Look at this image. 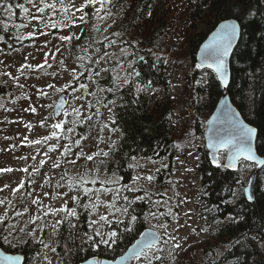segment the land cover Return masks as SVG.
I'll return each mask as SVG.
<instances>
[{"label":"trees","instance_id":"16d2710c","mask_svg":"<svg viewBox=\"0 0 264 264\" xmlns=\"http://www.w3.org/2000/svg\"><path fill=\"white\" fill-rule=\"evenodd\" d=\"M4 2L13 6L15 15L10 16L0 8V37H3V40H0V53L12 52L18 47L21 48L22 43L31 40V38L28 40L17 38L19 36L17 24L25 20L24 15L26 14L16 5L24 4L27 7L26 0H4ZM166 5V0H113L110 7L112 16L116 19L106 37L116 40L115 45L109 48L108 40L98 34L100 31L95 30L97 25L95 17L90 18L87 25H83V36L80 40L74 39L71 43L67 42L68 52L79 70L77 74L83 73L78 83L73 78L71 89L75 88L80 91L79 84L83 83L90 85L92 92H95L96 95H90L91 103L95 107L84 112L86 116L91 115L92 119L73 126L70 121L76 117L74 114L69 115L62 121L65 125V131L61 132L62 137L65 141L71 140L72 142L74 141L73 134L81 139L104 127L116 134L114 141L117 144L116 151L110 153V158H107V163L104 165L98 164L97 161H85L84 159H79L75 167L62 163V167L57 168L60 183H66V180H60L61 173L64 171L71 177L77 173H83L85 169L94 170L99 167L101 176L105 174L106 170L110 173L111 170L116 169L118 175L124 177L122 183L126 181L131 184L129 176L134 177L137 171L128 168L127 165L129 157L136 156L138 160H147V157H152L153 160H159L162 163L164 160L168 161L166 167L160 166V171H155L156 179L152 184L145 187L152 194V201L162 200L166 198L167 193L176 190L173 165L179 149L176 147L179 140L174 116L178 102L173 95V73L169 68L170 64L166 56L159 54V51L164 50L165 46L167 47V43L163 41L168 35L166 31L168 6ZM186 5L190 34L189 62L197 73L201 71L196 67L195 58L203 41L222 21L236 19L234 14L240 16V19L237 20L243 25L244 36L243 42H240V50L239 52L235 51L231 64L232 81L228 92L232 102L245 120L259 130L257 151L264 158V0H187ZM5 25L8 26L7 31H5ZM115 32L121 33V36H114ZM97 41H102V46L97 44ZM85 47L88 48L87 53L83 51ZM96 47H101L102 51L115 52L119 57V62L113 58L108 63L102 62L97 66L90 63L88 59L83 61L79 59L81 56L89 55L95 59ZM120 48H126L129 54L126 57L120 56ZM133 61L132 67H129V63ZM120 64L124 66L123 70L120 69ZM100 67H115L121 76L126 72L131 73L135 69L140 73V76L135 78V82L141 86L150 82L151 86L140 93H137L132 85L122 88L115 94L106 91L100 92L97 83L105 89L112 87L114 75L113 73H102L101 77L96 78L97 83L87 79L91 69L99 71ZM86 68L88 71H85ZM216 77L212 71H208L206 85L199 84L201 93L200 95L196 94L193 98L196 110L205 118L212 115L217 102L225 94ZM197 78L195 75L192 79L197 81ZM3 86L0 82V92L3 88L5 89ZM193 90H196L195 87ZM110 100H116L115 106L108 104V107H104V104ZM198 115H195V134L204 137L201 125L203 121ZM71 127L75 128L74 132L67 131ZM113 128L116 131H112ZM111 144L109 143L105 149L101 150L109 151ZM81 150L89 154L84 146L76 145V153ZM198 150L201 156L199 178L202 185L197 201L199 215L205 222L204 227L213 229L211 240L202 247L204 258L199 264H233V262L235 264H264V169L258 174L259 178L255 187L256 201L249 203L244 195V187L247 182L241 169L231 171L221 164L215 167L210 161L207 148L201 146ZM75 158L76 156L66 159ZM99 159L105 158H97V160ZM169 181L172 183L170 184ZM28 183L26 180L24 185L26 186V196L30 197L27 194L30 192ZM95 187L100 186L97 184ZM143 194V192H139L128 195ZM84 200L87 201V197ZM119 203L122 204L123 201ZM137 205V222L134 225H129L128 219H124V224L129 225L132 231L125 232L124 225H117L113 222L111 227L121 233V239L111 246L100 245L98 250L87 244H82L81 241L83 232L91 233L92 231L85 223L87 214L81 216V225L74 230H70L67 224L62 225L60 232L54 235L57 241L56 264H80L93 257L99 260H114L125 254L142 232L147 229L148 222L152 219H145L149 209L157 212L158 216L163 213L164 215L160 216L166 217L167 220L171 219V216L167 215L168 207L157 210L156 206L147 200L137 201ZM69 206L71 207L72 204ZM8 215L11 218L6 224H14L16 228L12 230V235L9 237L10 242L4 243L0 238V247L8 252L26 255L27 264L33 261H38L39 264H48L45 256L51 260L52 264V259L47 255L48 249H45L38 240H33L26 235V232L36 230L37 236L51 245L53 243L51 230L46 228L43 233H40L36 229V225L34 229H31L27 222L28 212L21 216V218H26L24 223L18 216L12 218L15 215L14 212L9 211ZM229 217H235L236 222L230 221ZM93 218L96 217L93 216ZM46 220H49L48 217ZM19 228H25V232H20ZM108 230L109 226L107 225L101 229V231ZM5 234H7V228L0 227V237ZM238 239L241 243L235 244ZM162 243L164 244V241ZM229 245L234 246L229 247ZM82 249H86V251ZM192 259L193 255L187 251L181 255L178 264H192ZM135 264H139L138 261H135ZM153 264H172V260L168 259L164 252H161L159 259H154Z\"/></svg>","mask_w":264,"mask_h":264},{"label":"rangeland","instance_id":"374dc122","mask_svg":"<svg viewBox=\"0 0 264 264\" xmlns=\"http://www.w3.org/2000/svg\"><path fill=\"white\" fill-rule=\"evenodd\" d=\"M36 2L39 3V0ZM76 3H81V0H76ZM166 4L168 6L166 17L168 35L163 41L167 43V47L165 46L164 50L159 51V54L166 56L170 64L169 68L173 73V95L178 102L174 117L179 140L177 142L180 147L173 165L176 190L167 193L166 198L159 200L161 203L156 205L157 210L172 208L173 215L170 220L160 215L152 218L148 222V227L161 231L164 236L163 241H167L166 244L159 246L161 251L156 252V256L159 257L160 253L164 252L168 259L172 260V264H178L181 255L189 251L193 255L191 263L199 264L204 258L202 247L211 240L213 229L204 231L206 229L205 222L199 215L197 201L202 185L199 178L201 156L198 149L201 146L206 147V142L204 137L196 136L194 127H196V114H199L198 116L203 121L201 124L203 130L210 116L205 118L198 113L193 104V98L196 94L200 95L199 84L206 85L210 70H200L201 72L197 73L189 62L190 34L186 10L187 0H166ZM27 7L32 12L36 11L29 4ZM36 14L44 15L45 22H47L48 16H52L50 11ZM24 18L23 22L17 24L18 37H22L23 40L31 38V40L22 43L21 48L18 47L12 52L0 53V82L5 87L0 92V170L11 169V171H0V189H2L0 200L11 201L17 211L27 208L29 216H35L42 214L38 206L32 203V199L35 197L41 198L44 205L57 208L64 202L61 199H52L54 193L66 191V188L58 189L56 187L59 172L51 165L54 162L75 157L76 140H80L79 146H84L91 154L105 149L106 145L108 146L114 141L116 134L103 127L86 139H80L73 134L74 141L71 142V140L65 141L61 131L53 128L54 124L62 123L69 116L64 115L65 112L72 113L74 108H79L84 113L88 102H91V96L87 95L84 89L73 91V89L67 88L66 91H58L73 82V69L79 71L73 57L68 52L67 41H62L59 37L73 33L79 34L83 25L77 22L76 25L70 27L51 28L49 26L45 28L40 21L32 20L29 23L27 14L24 15ZM53 19L60 21L62 14L57 12ZM115 19L111 15L100 23L101 30L98 34L101 37L107 36ZM22 24L26 26L20 27ZM41 32L45 34L41 35ZM30 33H35V35H30ZM46 59L47 63L45 64ZM42 64L44 67H39ZM26 65L32 67L29 68ZM195 75L198 77L197 81L192 79ZM49 85L54 87H49ZM194 87L196 90H193ZM87 91L92 92L90 85ZM62 95H67V108L60 118H56L54 109ZM76 97L86 98L76 99ZM82 105L84 107H81ZM53 131L58 133L59 138L52 137ZM46 137L47 140H45ZM34 141H41V143H34ZM66 146L71 147L73 153L68 157L63 155ZM41 161H45V163L41 164ZM155 161L156 163H151L147 160H139L142 167L136 169V174L138 172L142 175L154 174L157 169H160V166L166 165L168 162L167 160H164L163 163L159 160ZM225 161L226 154H223L221 164ZM25 168L28 169V172L23 171ZM256 170V164L243 162L241 165V172L247 183ZM49 179L50 183H46ZM26 180L29 182L32 195L26 196L25 185L20 192L14 193L13 190L21 183L25 184ZM140 183L144 187H149L152 184L146 181ZM44 193H49V195L45 196ZM102 198L105 201H110L112 196L106 194ZM68 204H72V201L68 200ZM7 208V203L0 205V215H3ZM106 212L107 209L101 207L100 214H106ZM15 217L17 216L14 215L12 218ZM48 219L49 222L53 220L51 216ZM20 220L24 223L26 218L20 217ZM7 224L11 225V223ZM164 224H167L168 227H161ZM29 225L31 229L35 228V225ZM52 236L51 247L56 249L57 241L53 234ZM169 236L174 239H169ZM3 242L6 241L3 240ZM176 244H179L180 247H175ZM47 255L52 259V264H56V251L52 252L51 249H48ZM138 263L147 264L146 261ZM30 264L39 263L33 261Z\"/></svg>","mask_w":264,"mask_h":264},{"label":"snow or ice","instance_id":"6c2138e0","mask_svg":"<svg viewBox=\"0 0 264 264\" xmlns=\"http://www.w3.org/2000/svg\"><path fill=\"white\" fill-rule=\"evenodd\" d=\"M26 3L31 5L36 11L32 12L29 7H25L24 4H17L16 7L23 10L25 14L29 17V23L32 20L40 21L43 23L45 28H57L59 26L70 27L72 25H76L77 22L82 25H87L88 20L92 17H95L97 20V25L95 26V30L99 32L101 29L99 27V22L105 21L108 17L112 15L110 5L113 4V0H81V3L77 4L76 0H39V3L36 0H26ZM0 8L4 9L6 14L8 15H15L13 10V6L11 4H5L4 0H0ZM46 11H50L52 16L47 17V22H45L44 15H37L36 13L44 14ZM59 12L62 14V19L60 21H56L53 19V16ZM79 14V15H77ZM236 19H240L238 14H234ZM67 23H64V22ZM26 25L22 24L20 27H25ZM7 25L4 26L5 31H7ZM41 35L45 33L41 32ZM30 35H35V33H30ZM114 36L120 37L121 33L115 32L113 33ZM81 36H83V29L79 34L73 33L72 35H62L60 36V40L67 41L71 43L74 39L80 40ZM243 25L235 23L231 20L225 21L224 23L219 24L217 30L212 34L211 40L209 43L204 45L203 48V57L202 62L197 64L196 67L200 68L203 67L205 64L208 68H212L216 73L219 75V79L223 83L224 86H227L229 83V76H228V58L230 55H234L235 52H239L240 44L239 42H243ZM22 38V37H17ZM105 40H108V47L111 48L113 45L116 44V40H110L108 37H104ZM0 40H3V37H0ZM97 44L102 46V41H97ZM91 47V45H89ZM59 51V49H57ZM83 51L87 53L88 48H83ZM128 50L126 48L119 49L120 56H127ZM95 59L92 58L91 55L89 56H81L79 59L83 61L84 59H88L90 63L96 64L99 66L102 62L108 63L110 60L115 58L117 62H119V57H117L115 52H107L102 51L101 47L95 48ZM143 59V57H140ZM47 63V59L44 62ZM133 62L129 63V67H132ZM26 67H32L31 65H26ZM39 67H44V65H40ZM83 67V65H82ZM120 69L123 70L124 66L122 64L119 65ZM85 71H88L86 68ZM102 73H113L112 79V87L109 88H102L98 85L96 78L101 77ZM72 75L74 77L75 82H79L80 76L83 73L77 74L75 69L72 70ZM140 73L133 71L131 73H125V75L121 76L119 71H116L115 67L107 68V67H100L99 71L96 69H91L90 74L88 75L87 79L93 81V83H97L98 91L100 92H109V93H118L122 88L132 85L135 87L136 92L140 93L145 91L147 88L151 86L150 82L141 86L139 83L135 82V78L139 77ZM49 87H54L53 85H49ZM72 83L70 82L63 88L58 89V91H66L67 88H71ZM80 89H84L87 95L95 96V92H88V85L80 83ZM77 89L73 88V91ZM47 95L46 93H42ZM86 97H76V99H82ZM122 99V97H121ZM99 102V101H98ZM108 104L115 106L116 100H110L107 104H104V107H108ZM63 108V102L59 106ZM81 107H84L82 105ZM95 107L91 102H88L87 108L91 109ZM35 111V109H32ZM111 111V109H109ZM76 119L70 121V123L75 126L78 123H84L85 121H90L92 119L91 115H85L79 108H74L72 113L65 112L64 115H73ZM231 120H235L234 114L230 116ZM113 123L115 121L113 120ZM107 127V125H105ZM54 129H58L61 132L65 131V125L63 123H56L53 125ZM68 132H74L75 128L71 127L67 129ZM112 131H116L115 128ZM255 129L252 127H248L246 125H240V135L238 137H230L226 140L220 141V146H227L228 144H235L236 150L233 155L229 156L230 163L225 165V167H234L236 161L239 160L241 156L244 157L246 160H256V156L253 152L252 148V139L255 133ZM52 137H58V133L56 131L52 132ZM86 139V137H84ZM48 138L46 137L45 140ZM34 143H41V141H34ZM76 145H80V140L75 141ZM116 141H113L109 151L99 150L94 154H87L84 153L82 150L78 153H75V159H66L63 162H54L51 167L53 168H61L62 163L69 164L73 167L76 166L79 159H84L85 161H97L98 164L104 165L107 163V158H110V153H114L116 151ZM177 148L180 147L179 144L176 145ZM55 150V149H53ZM71 147H65L63 150V155L68 157L72 155ZM103 157L105 159L97 158ZM147 161L151 163H156L152 157H147ZM45 161H41V164H44ZM258 164L264 165V160L258 161ZM219 166V164L217 165ZM130 169H139L142 167L139 160L136 156L129 157V163L127 165ZM162 167H166V165H162ZM0 171H11V169H5ZM24 172H28V169H23ZM38 171V170H35ZM157 172L160 169L156 170ZM131 180V184L124 181L123 176H119L116 169L111 170L109 173L107 170L103 176L100 174V168L97 167L94 170L85 169L83 173H77L75 176L69 177L67 172L64 171L61 173L60 180L65 181L66 183L57 182L56 187L59 188H66V191L60 192L57 191L52 195V199H61L63 200V204L60 207H52L50 205H44L43 200L39 197H35L32 199V203L37 205L39 210L42 214H37L35 216H29L28 223L36 225V229L43 233L44 230L50 229L53 235H56L60 232V228L62 225L67 224L70 230L76 229L79 225H81V216L83 214H87V218L85 223L87 227L91 229V233L83 232L81 235L82 244H87L89 247L93 249H99L100 245L111 246L116 244L119 239H121V233H119L115 228H112L111 225L113 222L117 225H124L125 232H131L132 228L129 225H134L137 220L138 216L136 215V208L138 207L137 201H145L147 200L149 203L153 204L154 206L159 205L161 201L156 200L152 201V194L140 183L141 181H146L148 183H152L156 176L154 174L142 175L139 172L133 177L129 176ZM46 183H50V179L46 181ZM171 184L172 181H169ZM99 185V188H96V185ZM111 185V187H109ZM24 188V184L21 183L13 192H20L21 189ZM2 191V189H0ZM143 192V195L137 196H130L128 194H135ZM71 193V195H69ZM128 193V194H125ZM28 196L32 194L29 192L27 193ZM106 194H111L112 199L110 201H105L102 197ZM45 196H48L49 193H44ZM178 195V194H177ZM87 197V201L84 198ZM249 199H252V196H249ZM68 200L72 201V206L70 207L68 204ZM123 201V203H119ZM7 203L8 208L4 212L3 215H0V227L7 228V234L3 235L2 238L5 241H9V237L12 235V230L16 228V225H8L6 222L11 218L8 215L9 211L15 213V216L21 217L25 213L28 212V209L25 208L23 211H17L13 206L11 201L5 202L4 200H0V205H4ZM42 206V207H41ZM101 207L107 209L106 214H100ZM159 215H164L160 213ZM167 215L172 216L173 210L169 208ZM51 216L53 218L52 222H48L46 217ZM93 216L96 218L94 219ZM158 216L157 212L151 211L145 219L147 218H156ZM127 218L129 221V225L124 224V219ZM242 219V217H241ZM229 220L232 222H236L235 217H229ZM40 223H37V222ZM109 226L108 231H101V229L105 226ZM26 227V226H25ZM161 227L167 228L168 225L164 224ZM20 232H25V228H19ZM207 231V229H204ZM71 234V231H70ZM26 235L29 236L33 240H38V242L45 248L51 249L52 252H55L56 249L51 247L49 243H46L43 238L37 236L36 230H31L26 232ZM99 237V239H97ZM162 236L153 230H150L146 234H144L141 239L137 240L135 244L132 245L131 249H129L131 258L135 259L138 262L146 261L147 264H153L154 259H159L156 256V252L161 251L159 248V244L162 240ZM169 239H174V237L169 236ZM10 242V241H9ZM27 242V241H24ZM166 244L167 241H164ZM241 241L238 239L235 241V244H240ZM234 245H229V247H233ZM175 247L179 248L180 245L176 244ZM85 250L86 249H82ZM45 260L48 261V264H51V260H48L47 256L44 257ZM13 258H9L12 260ZM18 260L19 258H15ZM125 257H121V264L125 260ZM239 259V258H238ZM85 264H88L85 261ZM96 264H105L104 261H96ZM235 264V262H233Z\"/></svg>","mask_w":264,"mask_h":264},{"label":"water","instance_id":"95a60500","mask_svg":"<svg viewBox=\"0 0 264 264\" xmlns=\"http://www.w3.org/2000/svg\"><path fill=\"white\" fill-rule=\"evenodd\" d=\"M228 20H231L235 23L240 24V22L237 19H228ZM228 20H225V21H228ZM225 21H222L221 23H224ZM218 27H219V24L216 28H214V30L209 34L207 39L203 41L202 45L200 46L197 52L196 58H195L196 65L202 62L204 45L210 42L212 34L217 30ZM238 43L240 44L239 41ZM233 58H234V55H230L227 61L228 76H229V83L227 86L223 85V83L219 79L218 73H216L212 68H208L206 64L203 67L198 68L199 70L212 71L214 75L217 76L216 78L222 85L223 90L225 91V94L221 97L219 102H217L218 104L214 112L212 113V115H210V117L205 123V127H204L205 128V131H204L205 140L204 141L206 142V148L208 150L207 153L209 154L210 161L212 165H214L215 167H218L217 166L218 164L220 166L221 156L223 154H226V161L225 163H223L225 167V165H228L230 163L229 156L234 154L236 150V145L228 144L227 146H220V141L226 140L230 137H238L240 135V125H246L256 130L251 143H252L253 152L257 159L256 160H246L244 159L243 156H241L239 160L236 161V164L234 167H225L226 169L231 170V171H238L241 169V165L243 164V162L252 163L254 165L256 164L257 166L256 173L251 175L250 180L244 187V195L246 197V200L249 203H255L256 201V188L255 187L257 186V182L259 178L258 174H260L261 171L264 169V165L258 164V161L264 160V158L261 157L259 152L257 151L258 149L257 145H258V140H259L258 138L259 130L255 126H253L252 124H250L249 122L245 120L243 115L240 113L239 109L232 102L231 95L228 92V89L232 81V78H231L232 77V65L231 64H232ZM66 96L67 95L60 96L56 104V107L54 109L55 110L54 115L56 118H60L63 115L65 109L67 108L68 100ZM62 102H63V108H60L59 106ZM232 114H234V117H235L234 121L230 119V116ZM250 195L252 196V199H249ZM150 230L156 231L162 236L159 230L147 228L142 232V234L137 240L141 239V237L147 232H149ZM161 242L159 246L161 245ZM131 247L129 249H131ZM129 249L127 250L125 254H122V256L114 260H99L93 257L85 261H87L88 264H96L97 260L104 261L105 264H121V257H125L126 259L123 261V264H134L135 259L131 258ZM17 257L19 258L18 260L15 259ZM9 258H13V259L9 260ZM26 258L27 256L22 253L8 252L4 248L0 247V264H27L28 260ZM85 261L81 262L80 264H85Z\"/></svg>","mask_w":264,"mask_h":264}]
</instances>
